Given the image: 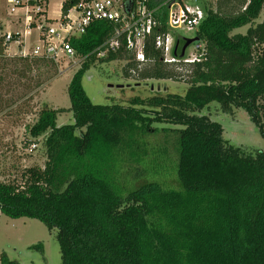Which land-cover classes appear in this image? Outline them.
Returning a JSON list of instances; mask_svg holds the SVG:
<instances>
[{"label":"trees","instance_id":"obj_1","mask_svg":"<svg viewBox=\"0 0 264 264\" xmlns=\"http://www.w3.org/2000/svg\"><path fill=\"white\" fill-rule=\"evenodd\" d=\"M202 8L195 34L205 56L184 72L164 62L153 39L141 64L124 47L98 58L126 60L124 75L141 81L186 76L183 95L92 103L83 77L113 26L97 21L71 39L90 56L68 85L70 107L45 104L29 130L42 138L43 168H28L22 186L0 180V212L57 229L62 264H264V149L231 143L204 113L214 102L225 113L243 108L264 136V17L255 22L264 0ZM246 25V33L232 34ZM2 30L0 56L8 46ZM66 111L75 122L57 125ZM1 264L20 262L5 253Z\"/></svg>","mask_w":264,"mask_h":264},{"label":"rangeland","instance_id":"obj_2","mask_svg":"<svg viewBox=\"0 0 264 264\" xmlns=\"http://www.w3.org/2000/svg\"><path fill=\"white\" fill-rule=\"evenodd\" d=\"M63 1L49 0L45 13L48 19L41 21V24L47 25L53 22L51 19L59 16ZM188 1L204 7L209 3L216 5L218 0ZM9 11L7 0H0L2 32H22V24H16L13 14ZM263 17L264 9L255 22H261ZM36 26L31 28V33L26 37L25 52L29 55H22L23 44L11 42L5 55L0 56V180L19 186L24 184V174L28 168H43L46 160L42 138L34 139L31 136V126L36 123L45 104L55 109L70 107L68 85L84 62L79 54L73 57L60 55L57 59L44 58V61L35 59L31 54L38 43L40 32ZM249 27L250 25H246L237 28L232 34H244ZM175 32L185 38L196 37L193 31L176 29ZM182 46L183 44L179 49ZM193 47L194 44H190L187 52H193ZM98 58L86 71L82 81L92 103L128 104L136 96L148 98L167 93L183 95L188 88L186 76L178 80L141 81L124 75L126 60L99 62ZM48 61H53V65L48 64ZM209 108L210 110H204V113L222 125L225 139L252 152L264 149V136L243 108H234L233 113H225L215 102ZM56 122L60 126L74 123L75 118L71 111H66L58 114ZM160 139L173 159L171 142L164 141L162 135ZM167 178L170 183H175L173 176ZM5 253L20 264H62L57 229L49 230L35 217L12 218L0 212V264L1 256Z\"/></svg>","mask_w":264,"mask_h":264},{"label":"built area","instance_id":"obj_3","mask_svg":"<svg viewBox=\"0 0 264 264\" xmlns=\"http://www.w3.org/2000/svg\"><path fill=\"white\" fill-rule=\"evenodd\" d=\"M13 21L22 24V32H5L7 48L11 42L23 44L21 51L25 52L26 37L31 28L39 27L38 43L31 56L36 58L57 59L60 55L73 57L77 55L71 44V39L80 37L97 21L111 23V35L97 47V57L105 56L110 51L124 47L132 58L140 64L145 62L144 48L146 42L154 40L155 47L162 52L165 63L177 66L180 71L183 66L200 62L205 56V43L193 42V52L180 56L174 53L176 40L179 36L175 30L181 29L195 32L205 19L204 9L193 1L188 0H64L59 16L51 19L47 25L45 16L49 0H7ZM69 3L67 10L63 4ZM165 14V22L163 16ZM166 31H162L164 27ZM184 40H181V42ZM180 42V46H181ZM179 46V48H180ZM90 54L82 56L86 60ZM35 146V145H34ZM33 146V147H34Z\"/></svg>","mask_w":264,"mask_h":264},{"label":"water","instance_id":"obj_4","mask_svg":"<svg viewBox=\"0 0 264 264\" xmlns=\"http://www.w3.org/2000/svg\"><path fill=\"white\" fill-rule=\"evenodd\" d=\"M181 40H184V44L181 48V52H180V56H183L187 47L192 44L193 42L195 41H198V38L197 37H194V38H185V37H182V36H179L176 40V45H175V48H174V53L175 54H178V49H179V46H180V42Z\"/></svg>","mask_w":264,"mask_h":264},{"label":"flooded vegetation","instance_id":"obj_5","mask_svg":"<svg viewBox=\"0 0 264 264\" xmlns=\"http://www.w3.org/2000/svg\"><path fill=\"white\" fill-rule=\"evenodd\" d=\"M181 45H182V42H181Z\"/></svg>","mask_w":264,"mask_h":264}]
</instances>
